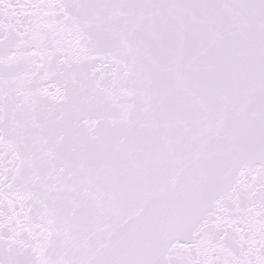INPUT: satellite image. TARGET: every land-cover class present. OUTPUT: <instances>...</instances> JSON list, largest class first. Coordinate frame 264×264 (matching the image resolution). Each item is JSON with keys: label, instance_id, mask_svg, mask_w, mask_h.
<instances>
[{"label": "snow or ice", "instance_id": "snow-or-ice-1", "mask_svg": "<svg viewBox=\"0 0 264 264\" xmlns=\"http://www.w3.org/2000/svg\"><path fill=\"white\" fill-rule=\"evenodd\" d=\"M0 264H264V0H0Z\"/></svg>", "mask_w": 264, "mask_h": 264}]
</instances>
